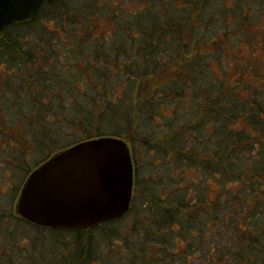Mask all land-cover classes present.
I'll return each instance as SVG.
<instances>
[{
    "label": "trees",
    "instance_id": "16d2710c",
    "mask_svg": "<svg viewBox=\"0 0 264 264\" xmlns=\"http://www.w3.org/2000/svg\"><path fill=\"white\" fill-rule=\"evenodd\" d=\"M56 1L43 0L31 21L9 24L6 36L0 39V64H6L9 72H21L0 78V111L5 116L2 119L0 114V124L11 119V107L18 114L24 112L29 123L26 131L7 124L5 129L0 127V147L20 144L24 150L31 148L26 136L38 146L51 141L55 132L49 124L54 118L46 117L47 109L63 115L72 128L84 134L65 147L105 135L133 142V134L143 131L142 124L170 123L166 118L171 115L162 110L165 100L191 99L194 105L184 116L192 113L199 120L173 126L179 132L171 138L170 133L158 136L153 130L148 137L155 141L164 137L160 139L162 149L175 150L174 158L186 170L187 161L179 158H185L182 136L193 127L197 141L203 144L196 156L187 155L188 165L203 178L199 182L190 178L200 191L194 197L190 198L188 186L179 192L174 188L164 197L161 190L158 193L149 183L144 184L137 171L134 187L143 185L144 201L131 200L122 217L93 227L51 228L19 217L37 230L24 254L8 264H109L110 256L102 248L122 245L118 223L132 214L138 232L132 245L123 248L128 264H172V260L188 264L193 253L199 262L208 264H264V228L260 226L264 221V69L260 73L259 60L236 63L238 78L229 82L225 68L219 75L210 65L212 59L219 64L222 58L229 59L224 43L228 39L236 45L240 42L248 30L246 10H253L257 0H232L230 4L226 0H136L133 10L120 0L105 7L100 5L103 0L85 1L82 8L71 10L61 6L58 28L72 19L82 23L81 33L74 28L78 34H70L72 41L66 42L69 48L63 55L76 57L68 59L74 62L71 67L62 61L58 66L48 64L45 48L32 51L39 38L56 41L49 30L45 35L44 26L33 27L35 23L37 27L41 9ZM229 15L232 19H227ZM96 18L106 19L110 30ZM95 31L98 34H93ZM247 32L249 42H254L258 36ZM30 34L39 37L30 42ZM211 125L212 132L208 131ZM19 153L20 157L24 152ZM209 177L222 191L211 201L206 198ZM226 215L229 221H225ZM174 222L177 230L171 227ZM228 232L230 238H223ZM8 233L12 236L16 229ZM176 237L182 238L187 248L171 259L167 254Z\"/></svg>",
    "mask_w": 264,
    "mask_h": 264
},
{
    "label": "rangeland",
    "instance_id": "374dc122",
    "mask_svg": "<svg viewBox=\"0 0 264 264\" xmlns=\"http://www.w3.org/2000/svg\"><path fill=\"white\" fill-rule=\"evenodd\" d=\"M85 1L89 0H57L55 2V5L46 4L38 13L37 23L39 25L37 24L36 27L35 23V26H33L34 29L38 30L39 27L44 26V29L46 31L45 35H49L50 32L54 33L56 41L51 40L49 42L47 41V43L45 42V38L38 39L39 36L33 34H30L27 40L31 42L38 39L37 44H35L34 46L36 47V49L32 51L35 52L40 50V48H45L46 50L43 51V56L49 62L48 64L58 66L62 61L63 65L71 67L70 62L74 63L73 61H69L68 59L75 60L76 57L72 58L70 53H68V55L63 54H65V52L68 51L69 48V46L66 45V42L69 41L68 36L72 33H77V30H75L74 28L79 29L81 33L82 23L79 19H72L71 22L65 24L64 28H58V24L61 22V17L59 16L61 13L60 8L61 6H65L70 10L82 8L85 5ZM91 1L99 2L101 0ZM122 1L128 4L127 8L129 10H133L138 5V2L136 0H120V2ZM257 1H255V3L253 4V10H246V13L249 15V17L247 18V29L251 31L252 35L254 34V36L258 37L256 39L254 38V42H249V39L251 37H249V34L247 32L248 30H245V33H243V37L241 38V40H239L240 42L237 45L233 44L232 39L231 41H229V39L228 41H225L224 47L225 50L229 52V59L222 58L223 60L220 61V64L215 59H212L210 62L211 67L219 75L222 74L223 68L226 69L229 82H235L236 78H238L237 70L235 68L236 63L239 64L248 61L253 62V60L257 63L259 60L258 68L260 73H262V70L264 69V64L261 61V59L264 60V37L262 39V31L264 32V1ZM225 2L230 4L232 0H226ZM112 4V0H103L101 1L100 5L102 7H105L104 5ZM232 17L233 15H229L227 19H232ZM96 20L99 21L102 26L104 24L105 28L110 30L109 27H106V19L96 18ZM65 22L66 19H64V23ZM36 30H34V34H38ZM39 32L40 34H42L40 29ZM94 33L98 34V32L96 31L93 32V34ZM245 38L247 39V41H245ZM71 41H69V43H71ZM78 64L80 63L78 62ZM40 65L42 67L47 66L43 63H40ZM112 70L115 69L112 68ZM9 71L10 69L6 66V64H0L1 79L7 76H16L17 74L21 73L18 69H14L12 72ZM48 82L49 80L46 83ZM78 86L79 88H82V85L79 81ZM1 95L2 94H0V96ZM14 95L16 96V98L18 97V94ZM46 100L47 98H44V101ZM16 102L19 103L20 99H17ZM165 102L166 103H163L162 110L164 113L171 115L170 117L166 118V120L170 122L169 124L160 120H157L150 126L142 124L143 131H141L140 135L136 133L133 134L135 141L130 142L128 139L125 140L127 141L130 148L131 157L136 168V175L138 173L137 171H139L140 177L143 178L144 184L149 183L153 191H158V189L161 190L160 193L164 197H167L169 192L174 188V190H177L179 192L183 188L188 186L191 198L196 196L197 192L200 191H197V185L196 187H193L194 183L193 185H191L192 182L190 181V178L198 180L199 182V180L203 178V175H200L195 167L188 165L187 155L190 154L196 156L199 153V146L201 147V143L203 144V142L197 141V138L199 137H196V133L193 127L187 130L185 135L182 136V143L186 145V149L184 150L185 154L183 155L185 158L183 159L181 155L179 158L180 161H187V168L186 170H184V168H181L179 162L176 160L177 157L176 159L174 158V156L176 155L175 150H168L165 148V146L164 150L162 149L163 145L161 143V140L164 137H158V140L155 141V137L149 138L148 133L151 130H153V132L156 133L155 135L158 136H161L163 134L166 136L167 133H170L169 138H171L173 134H177L179 132L177 131L179 130V128L173 129V126H176L177 124L181 125L182 123L190 124L191 122L196 121V119L199 120V117L192 113L184 116V112H187L185 110H191V107L194 105V102L191 99H179L176 101L165 100ZM11 108L12 110L8 112V115L11 117V121L9 120L7 122H3L2 124H0V127L5 129L7 124L10 125L12 129L26 131V126H28L27 124L29 123L26 122L24 112L18 114L15 107ZM177 108L179 111L178 113H176ZM45 112L46 117H50V119L54 118V122L52 124H49V129L55 132L51 141L42 146H38L35 145L28 136H26L25 139L30 142L29 144L31 145V148L24 150L23 147H20V144L10 145L9 147L5 146L3 148L0 147V214L3 216V223H0V264H8L9 262L13 263L14 260L17 261L18 257H21L22 254H24L23 252L30 246V242L34 237L33 235L37 230L36 226L26 223L21 218H19L20 216L15 212L16 199L20 187L29 170L33 169L34 166H36V164H38L39 162H42L46 156L53 154L54 152L62 149L71 142L80 139L81 136L84 135L80 129L76 127L72 128L70 126L71 124L67 120H65L63 115H56L53 111H49V109L45 110ZM0 114L3 119L5 117H3L4 113L0 111ZM17 115H19V119L16 117ZM171 122L176 124H171ZM35 124L36 126L39 124V119L38 123L35 122ZM212 129L213 125L208 126V131L212 132ZM179 140L181 141V138ZM150 143H152V146L148 147L146 144ZM21 150L24 153L19 157V155L16 154H20L19 152ZM137 187L138 188H135L133 185L132 203L135 198L139 199V201L143 200L142 196L145 195L143 185ZM208 187L209 189L207 190L206 198L208 200L210 199L209 201L215 200L217 198L216 196L218 195L219 197L221 196L222 191L213 178L209 177ZM134 188L136 191L134 190ZM137 201L138 200H135V202ZM135 217L136 215L133 216L132 214V216L130 215L128 219L124 218L121 223H118V225L121 226V236L124 238V242H121L122 245H108L107 247L102 248V251L106 252V254L110 256L111 264H128V258L126 256L127 252L123 251V248L125 246L127 247L132 245V242L135 240L134 236L137 234L138 229L133 228V224L131 221ZM141 218L144 222L145 217L141 216ZM225 221H229L228 215H226ZM260 226L264 228V221H260ZM171 227L174 230H177L179 228L178 224L175 222L172 223ZM14 229H16V233L11 236V234H9L8 232ZM223 234V238H230L231 236L229 232L228 234ZM27 235L29 236L26 237ZM17 242H19L20 244L19 247L17 246ZM118 242H120V240H118ZM173 243L175 244H173V246L170 248V251L168 250L169 253L167 254L168 257L172 255L171 259L175 257L176 253H180L187 248V243H185L184 240L180 237H176ZM211 243H214V241L212 240ZM198 244L202 245L201 242H198ZM196 250L198 252V249L195 247L194 251ZM196 255V253L190 254L188 264H208L205 263V260H201L199 262ZM176 261L172 260V264H181L180 262ZM212 264H215V262L212 261Z\"/></svg>",
    "mask_w": 264,
    "mask_h": 264
},
{
    "label": "water",
    "instance_id": "95a60500",
    "mask_svg": "<svg viewBox=\"0 0 264 264\" xmlns=\"http://www.w3.org/2000/svg\"><path fill=\"white\" fill-rule=\"evenodd\" d=\"M43 0H0V39L31 21ZM133 163L125 139L105 135L64 147L25 177L15 212L51 228H87L122 217L132 200Z\"/></svg>",
    "mask_w": 264,
    "mask_h": 264
},
{
    "label": "flooded vegetation",
    "instance_id": "af4514ba",
    "mask_svg": "<svg viewBox=\"0 0 264 264\" xmlns=\"http://www.w3.org/2000/svg\"><path fill=\"white\" fill-rule=\"evenodd\" d=\"M132 163H133V185H134V183H135V175H136V168H135V164H134L133 160H132ZM132 190H133V187H132Z\"/></svg>",
    "mask_w": 264,
    "mask_h": 264
}]
</instances>
